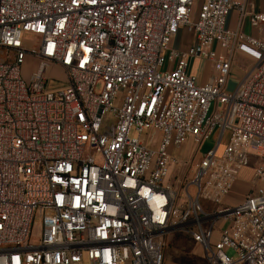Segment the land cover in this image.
Here are the masks:
<instances>
[{
  "label": "built area",
  "instance_id": "1",
  "mask_svg": "<svg viewBox=\"0 0 264 264\" xmlns=\"http://www.w3.org/2000/svg\"><path fill=\"white\" fill-rule=\"evenodd\" d=\"M248 1L0 0V51L12 54L0 59V264H165L175 229L207 264H264V191L219 209L243 170L256 164L264 181V13ZM183 30L193 42L174 48ZM238 54L253 67L230 89ZM28 58L39 65L26 82ZM196 58L217 74L204 85L190 74ZM55 69L66 87L49 91ZM211 139L180 208L169 150Z\"/></svg>",
  "mask_w": 264,
  "mask_h": 264
},
{
  "label": "rangeland",
  "instance_id": "2",
  "mask_svg": "<svg viewBox=\"0 0 264 264\" xmlns=\"http://www.w3.org/2000/svg\"><path fill=\"white\" fill-rule=\"evenodd\" d=\"M24 40L27 41L26 46L28 48H36L37 44L35 43V39L30 35H25ZM12 57V54H9L7 51H0V59L6 58L9 59ZM236 63L234 67L238 70V77H243L249 72L251 67L248 62L243 59H236ZM38 61L36 59L28 58L26 63L23 66V78L26 82L30 80L33 73L36 72L38 68ZM190 73L196 79L200 75L204 74H213L214 66L211 65V62L207 60H203L200 58H196L190 63ZM50 82L48 85L49 91L58 90L59 84L65 82L64 73L58 69H55L51 72ZM153 132L145 133V136L142 137L146 143L149 145L152 144L150 138L152 137ZM133 136H138L133 134ZM215 139H211L204 144L203 147L199 148L193 142L187 143L183 148L175 149L171 148L169 151L176 159V163L171 168L170 176L167 180V183L179 193L178 207L184 208L186 193L184 192L186 185L189 181L194 177L196 171V164L200 161L204 152L213 148L215 146ZM193 144V145H192ZM225 144V142H224ZM223 144V145H224ZM224 146L220 148L219 155L222 154ZM256 165V164H255ZM254 165V166H255ZM254 179V178H253ZM253 182V181H252ZM259 182V181H254ZM261 190L264 191V181H261ZM190 194L192 196H196L197 191L194 188L190 189ZM204 205L205 202H202ZM209 211L215 210L217 207L213 205H207ZM44 232V218L40 213H37L35 217V221L32 227V233L30 237V244L38 246L42 243ZM169 238V239H168ZM166 247L164 250V258L166 264H207L204 254L201 253L202 257H196L193 255L192 249L194 248V241L192 237L186 232L180 231V229H175V231L171 232L169 236L166 237L165 240ZM87 263V262H86ZM88 264V263H87Z\"/></svg>",
  "mask_w": 264,
  "mask_h": 264
},
{
  "label": "crops",
  "instance_id": "3",
  "mask_svg": "<svg viewBox=\"0 0 264 264\" xmlns=\"http://www.w3.org/2000/svg\"><path fill=\"white\" fill-rule=\"evenodd\" d=\"M247 12L250 14L264 13V0H249L248 4H247ZM228 26H229V29H231L233 31L238 29V27H239L238 12L234 11L231 14ZM242 31L244 33L252 35L254 37H259L258 31L252 29L247 22L243 25ZM192 42H193V36L190 35L188 32H186L185 30H183L181 32V34L174 40L173 47L178 48V49H186L190 44H192ZM236 59L237 60H239V59L245 60L246 62H248L249 66L252 69L253 60L250 57L243 55V54H238ZM235 64H237V63H235ZM214 72H215V70H214ZM216 75H217L216 72H215V75H213V74H204L203 75L202 74L198 78H196V81L199 85H204L207 82H210L212 79H214L216 77ZM238 76H239L238 70L236 67H234L231 78L229 80V88L230 89H234L239 84V82L244 78L245 75L243 77H240V78ZM65 87H66V84H65V82H63V83L59 84L58 90L64 89ZM226 139L227 140L229 139L228 134L226 136ZM225 144H226V141H225ZM225 144L223 146H225ZM253 178H254V165L251 168L243 170L240 173V176L238 178V181L235 184L233 191L227 197L224 198L219 209H223L226 207H236V206L240 205L250 194L259 192L261 190V182H254L256 180ZM221 227H222V224H219L218 231L215 234V241L219 240ZM194 245L195 246L192 249L193 255L200 258V257H202L201 253H203L204 258H205V253H204L203 248L201 246L197 245L196 243H194Z\"/></svg>",
  "mask_w": 264,
  "mask_h": 264
},
{
  "label": "bare ground",
  "instance_id": "4",
  "mask_svg": "<svg viewBox=\"0 0 264 264\" xmlns=\"http://www.w3.org/2000/svg\"><path fill=\"white\" fill-rule=\"evenodd\" d=\"M47 240L51 241L56 238L57 234L55 232V217L52 212L47 214Z\"/></svg>",
  "mask_w": 264,
  "mask_h": 264
}]
</instances>
